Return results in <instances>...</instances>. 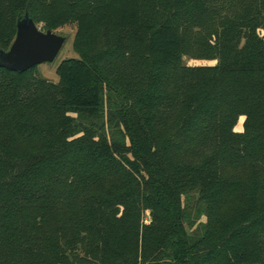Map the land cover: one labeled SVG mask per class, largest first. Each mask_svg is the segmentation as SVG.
I'll list each match as a JSON object with an SVG mask.
<instances>
[{
    "label": "trees",
    "instance_id": "16d2710c",
    "mask_svg": "<svg viewBox=\"0 0 264 264\" xmlns=\"http://www.w3.org/2000/svg\"><path fill=\"white\" fill-rule=\"evenodd\" d=\"M163 8L0 0L2 50L27 11L82 53L0 68V264H264V0Z\"/></svg>",
    "mask_w": 264,
    "mask_h": 264
},
{
    "label": "water",
    "instance_id": "95a60500",
    "mask_svg": "<svg viewBox=\"0 0 264 264\" xmlns=\"http://www.w3.org/2000/svg\"><path fill=\"white\" fill-rule=\"evenodd\" d=\"M64 43V37L49 30L41 31L25 11L16 21V35L9 49L0 48V68L23 73L41 64H50Z\"/></svg>",
    "mask_w": 264,
    "mask_h": 264
},
{
    "label": "rangeland",
    "instance_id": "374dc122",
    "mask_svg": "<svg viewBox=\"0 0 264 264\" xmlns=\"http://www.w3.org/2000/svg\"><path fill=\"white\" fill-rule=\"evenodd\" d=\"M142 10L144 14H152V15L154 14L155 18H162V15L165 14V9L163 8V0L161 2L157 0H142ZM36 25L41 31L43 32L47 31L44 23L38 22L36 23ZM52 32L55 33L56 35L64 37L65 43L52 63L41 64L36 67V71L39 75V78H41L42 80L56 84L58 81V78L56 75V69L58 65L61 63V61L66 60V59H72V58L78 59L81 57L82 53H79L73 46L74 35H75L74 24H67L59 29L53 30ZM81 52H84V56H88V57L95 56L96 54L94 50L92 51L84 50ZM101 55H104L103 52L101 53ZM123 62L124 61L118 59L117 57L113 58V63L117 64L114 68V71L118 69L119 67H121ZM182 62H183V66H189V67H193V66L197 67V66H205V65L214 64V62H207L204 60H191L189 57H183ZM137 79L138 77L136 76V74L126 72V83L129 86H132L134 88L138 87L139 82ZM243 123H244V117L240 116L233 128V131L235 133H242ZM143 222L146 225L149 224L148 213L145 215Z\"/></svg>",
    "mask_w": 264,
    "mask_h": 264
}]
</instances>
